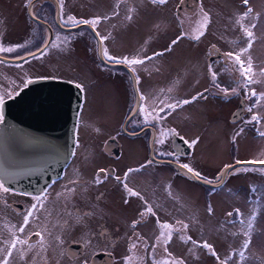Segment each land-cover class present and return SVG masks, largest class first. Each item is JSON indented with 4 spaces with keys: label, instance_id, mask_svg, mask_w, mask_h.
<instances>
[{
    "label": "rangeland",
    "instance_id": "1",
    "mask_svg": "<svg viewBox=\"0 0 264 264\" xmlns=\"http://www.w3.org/2000/svg\"><path fill=\"white\" fill-rule=\"evenodd\" d=\"M130 1H134L135 5L132 11L127 8L128 0L121 10L116 7L115 0H75L73 6L77 17H107V23H101L100 29L105 30L102 32L107 36V52L111 56L139 59L143 56L141 50L137 51V48H150L149 50L153 51L171 42L170 53L143 68L149 102L155 104L156 101L164 100L165 103H173L181 95L186 96L183 100L192 101L168 114L166 121L181 127L189 138L199 135L194 152L187 158L185 164L199 171L204 179L217 183L220 181L218 177L222 176L226 168L231 166L236 168L230 172L226 183L219 188H208L180 177H177L174 183L169 182L167 167H162L156 173L148 172L140 176L131 174L130 182L147 186L148 197L157 202L156 206L163 216L171 220L180 218L188 227L184 229L183 224L180 229L174 226L171 240L165 242L161 239L157 245L160 233L164 231L167 234V230L155 226L154 232H148L149 238L144 237L143 241L139 242L137 252L139 254L133 259L134 262L126 256L131 254L124 248L127 242L121 241L117 247L115 263L124 264L129 260V264H153L155 260L157 264H161L168 259L172 262L182 261V264L225 262L240 264L238 252L243 250L244 241L248 239L244 235L246 229L242 230L240 220L243 219L247 223L249 218L255 216L251 243L246 250L243 264H264V165L235 166L238 164L237 161L247 163L264 160V136L259 135V132L264 131V99L260 98V94L264 93V75H261V69H264V0H249L248 5H245L243 0H200V6L191 13L192 15L185 14L180 19L176 18L175 13L180 0H168L164 5H154L143 0ZM69 6L72 7L71 3ZM201 6L210 17L206 29L203 27ZM249 7L253 12L243 19L242 23L256 24L252 29L255 39L251 49L241 58L246 60L251 57L253 71L256 73L254 79L257 83L246 87L247 82L240 75L238 65L225 53H236L247 47V38L237 20ZM129 15L132 16L131 20L127 19ZM8 25L9 23L5 21L1 27L11 28V42L19 40L21 33L18 29L23 23L16 17L15 11ZM200 31H203V35L196 39ZM174 40L177 43L173 44ZM212 46L221 51L229 59V63L221 62L218 65L219 81L218 89H215L217 94L211 98L205 93V87L211 82L207 74L210 70L208 59ZM66 51L48 50L43 55L28 59L19 67L26 71V77L22 79L32 81L34 78L43 77L66 79L80 84L85 91V101L78 125L77 154L68 167L64 180L57 185H67L71 179H84L90 181L91 185H99L91 182L92 176L96 175L98 169L115 163L103 152L104 143L111 137H117L124 144L123 158L115 163L118 169L142 167L146 161L143 144L118 131L121 121H124L127 114L129 101L127 96L130 95L126 93L122 79L115 77L119 73L122 75L121 71L97 63L95 59L98 46L94 42L90 43L88 49L77 47ZM25 52L29 54L34 51L29 49ZM215 56L217 57L216 54ZM14 68L15 66L12 67V71H15ZM137 70L139 71V67ZM110 72L116 74L108 78L106 74ZM16 76L18 77L17 74H12V80L20 82ZM201 76L203 83L199 81ZM170 88L171 92L168 91ZM201 88H205L204 96L192 100L193 93ZM222 89H227V92ZM251 89L255 90L256 96L251 94ZM242 103L244 115L232 123L231 117ZM249 108L252 110L249 111ZM253 115L258 117L260 123L251 121ZM116 141L111 144L116 146ZM114 152L116 154L117 148H114ZM151 168L155 166L146 169ZM169 184L171 191L166 189V185L170 186ZM73 187L79 191H86L89 186L75 184ZM253 188L256 189L255 192L252 191ZM56 200L58 198L54 200V207L60 209ZM209 205L212 208L211 215L208 212ZM49 209L46 208L45 213L40 214L41 222L49 220L48 213L46 214ZM236 209L240 211L239 217ZM103 210L117 221L125 223L124 226L128 227V230L126 233L123 232L124 237L130 233L126 220L121 218L120 214L128 215L132 208L129 209L128 206L121 208L117 201H113ZM229 212L233 215L229 216ZM54 226L57 230V222ZM51 240L54 247L56 245L57 256L60 255L61 259L59 246L54 242L55 238L52 237ZM205 241L212 246L211 249L202 247ZM154 245L157 246L153 252ZM165 247L167 252L164 250ZM40 250L44 253L46 247ZM36 252L38 253L39 249L30 251L29 258H34ZM168 253H171V257ZM233 253L237 255L233 256ZM53 262L51 259L48 260V264ZM11 264L26 263L16 255ZM37 264L46 263L39 257Z\"/></svg>",
    "mask_w": 264,
    "mask_h": 264
},
{
    "label": "flooded vegetation",
    "instance_id": "2",
    "mask_svg": "<svg viewBox=\"0 0 264 264\" xmlns=\"http://www.w3.org/2000/svg\"><path fill=\"white\" fill-rule=\"evenodd\" d=\"M115 1L117 3L116 7L120 8L121 10V7H124L123 5H125L126 0ZM143 1H148L151 3V0ZM74 2L72 0H64L63 13H61L60 0H32V5L28 7L25 6L26 0H0V46L14 48L17 45L20 46L19 48H15V50L11 53H0V95H4L6 100L8 98V93H17L20 89L27 85V80L22 79V77H26V71L19 67H21L22 64L28 59L43 55L46 51L51 49H53L54 52H59L60 50H74L77 49V47H80V49H88L90 48V43L94 42L96 43V46H98V54L95 59L97 63L110 67L113 70L118 69L122 73V75L119 73L115 77H120V80L122 79V84L126 90V93L128 92L130 94L129 96L131 100L129 96H127V99L129 100L127 108L128 111L124 121H121L118 131L121 132L122 135H125L126 137L131 138L136 142L139 141L140 144H143V149L146 151V156L144 157V161L145 159L146 161L144 163L147 165L143 163V167H135V169H140L139 171H133L131 173H128V170L118 169L115 163L122 160L123 158L124 144H122L117 139V137H111L104 143L103 152L108 158L114 160L115 163L109 165L106 168H100L106 170L107 177H105V172H100V169H98L96 171V175L92 176L93 178L91 180V182H96L97 174L99 173V179L103 181L102 183L96 182L99 185H91L90 181L84 179H71L67 182V185L58 186L57 184L64 180L63 178L67 174L68 167L72 164V161L76 157L79 143V136L77 132V144L74 156L60 179L53 181L44 190L36 193L21 192L10 188L8 193H4L2 190H0V249H5L6 251L7 245L5 244V241H10L12 239L13 232H16V234L20 235L22 238H27L29 235H31V240L29 243L33 244L34 247L29 250L27 245L24 246L26 255L22 260L26 264H37V258L39 257L46 264H48L49 259L54 261L53 264H94L93 258L99 254L111 255L113 257L112 264H116L115 261L118 253L117 247L121 241L127 242V245L124 248L126 252L128 250L131 252V254L129 253L126 256L128 258L131 257L133 261V259L139 254H137L139 242L143 241L144 237L149 238L147 236L148 232H154L153 228L155 226L168 223L173 227L178 226L180 229L182 227L181 224H184L185 221L183 220L182 222L180 218L171 220L169 217L167 218L163 216L156 206L157 202L154 199L152 200L150 197H148L146 192L147 186H141L140 183L135 185L130 182L131 174H137V176H140L148 172L156 173L157 171H160L162 167H167L169 171L167 180L169 182L174 183L176 182V178L180 177L199 183L192 177L188 176L180 167V165L185 164L187 158L193 154L199 135L189 138L187 134L182 131L181 127L167 122L166 119L168 114L159 111V109L165 107L168 102L161 103L162 100H159L158 102L156 101L155 104H151L149 102V93L145 88L146 75H144L143 68L146 65H149L150 62H154L163 55L170 53L171 51H168V49H172L171 42L165 45L163 48H158L153 51H150V48H137V51L141 50L142 52L143 57L139 58L144 59V63L142 64L128 66L123 63H114L108 61L104 55L103 58L100 56L98 41V38L101 39L102 37H107L105 33L102 32V30H105L100 29L101 23L106 24L107 19H102L95 29L84 24L78 26L72 25L70 23L66 24L64 20H66L67 16L70 15L75 16L77 19L94 18L91 16L77 17L73 6ZM70 3L72 6L71 8L69 6ZM199 6L200 0H180L175 11L176 18L180 19L185 14L192 15L191 13H194ZM134 7V1L128 0L127 8L129 11H132ZM16 8H18V10ZM12 10L16 12V17L20 20V22L23 23V25L18 29L19 33H21L18 38L19 40L11 42V28H2L1 24L6 21L10 25V18L13 16ZM33 13L39 16L40 20L34 19ZM62 16L64 19L61 18ZM97 33H99V35H97ZM57 37H59V39H57ZM44 43L49 44V48L41 53L39 49L43 48ZM101 43L103 54V50L107 49L108 46L107 39L101 41ZM52 44H56L58 47H51ZM214 47L215 46L211 47V56L208 59L210 70L207 74V78L209 77L211 82L210 84L207 83L205 87L206 92L205 88H201L193 93V97L204 96V92L209 97L217 94L215 93V89H218V65L221 62L228 64L229 59L223 55V57L216 58V60H214L216 57ZM29 49H32L35 53H37L36 56H31L28 54V52H25ZM155 53H163V55L155 56ZM149 56L154 58L151 60L145 59ZM13 66H15V71H12ZM214 66H216V68ZM138 67L139 71L137 70ZM112 72L106 74V76L110 78L116 74ZM213 72L216 73L215 81H213L212 78ZM12 74H17L18 77H16L20 82L13 81ZM175 79L171 80L175 81ZM199 81L203 83L202 76ZM201 93L203 95H200ZM141 95L144 97L143 102H141L140 99ZM185 97L186 96L181 95L173 103L176 101H182ZM84 101L85 91L82 107L84 105ZM141 104L143 105V108L147 109L148 111L155 109L153 115L158 114L164 118L157 121L153 120L150 116L148 118V122L146 123L144 120V113L140 111ZM184 106L185 105L177 107L175 110L181 109ZM244 111L245 110L242 107L241 116L244 115ZM171 129H174L177 133H179V135L169 134L165 136L164 133L169 132ZM181 137H183V139H181ZM111 139L117 140L115 146V148H117L116 154L115 152L111 154L112 152L109 150V145L107 142ZM161 140L164 141L163 144L160 143ZM185 141L188 143H185ZM193 141H196V143L189 147V143ZM161 151L171 152L173 155L161 156L159 154ZM149 161H152V163L149 164ZM152 165L155 166V168L146 169ZM233 169L235 168H232L228 171L224 184L226 183V180ZM163 171L166 170L163 169ZM126 173H128L126 178L128 186L134 191L138 192L140 194L139 196H131L125 190L123 184L116 179V177H120L121 180H124ZM201 178L205 180V177L201 176ZM218 180L221 181L222 176L218 177ZM73 181H75V184L77 185L83 184V186L85 185L89 187L86 189V191L76 190L75 192H70L68 190L73 188L75 185ZM212 183L214 182L212 181ZM200 184L205 186L202 183ZM166 187V189L171 191V185H166ZM154 188L155 187H152V189ZM36 196H40L44 202V207L39 210L37 215L40 216L42 212L45 213V209L49 207V211L46 212V214L48 213L49 220L41 222L39 219L30 218L29 224L25 228V232L22 234L18 233L17 230L23 224L25 215L29 210H31L32 205L36 203V200L34 199ZM55 198H58L56 201H58L60 209H56L54 207L53 203L55 202ZM113 201H117V203H119V207L121 208L123 206H128L129 209L132 208L128 215L120 214L121 218L126 220L130 230V233L128 232L125 237L123 236V232L126 233L128 230V227L124 226L125 223L117 221L110 215V213L103 210L104 208L110 206ZM145 202H147V204L153 208V211L156 213L155 216L145 211ZM141 212H145V215L141 216ZM85 213H90V215H84ZM80 217L82 218L80 219V222L77 223V219ZM65 221H67L70 227L62 229L61 225ZM177 221H181L182 223L178 224ZM55 222H57L58 225L57 230L54 228ZM134 222H138L136 223L135 228H133ZM45 226H47L48 230L51 232L50 236L48 232L42 231ZM36 231H42V234L45 236L47 241L46 251L44 253H42L40 250L42 246L39 238L34 235ZM57 235H59L64 241L62 245H60L57 241H54L59 246L62 256L61 259L59 257L60 255L57 256L56 245L54 247L51 240L52 237L55 238ZM96 242L100 243L96 244ZM133 244L136 245L135 248L132 247ZM37 249H39V252H36V256H34V258H29L28 255L30 251ZM4 254L5 253L0 252V259L4 258ZM16 255H19V253L14 250L13 256L9 258V264H11ZM128 261H126L124 264H129Z\"/></svg>",
    "mask_w": 264,
    "mask_h": 264
},
{
    "label": "water",
    "instance_id": "3",
    "mask_svg": "<svg viewBox=\"0 0 264 264\" xmlns=\"http://www.w3.org/2000/svg\"><path fill=\"white\" fill-rule=\"evenodd\" d=\"M98 41L103 58L101 39L98 38ZM214 49L215 58L224 55L216 47ZM76 85L66 79L38 78L20 89L17 95L5 100V123L0 125V178H7L5 186L36 193L63 176L75 153L84 100L83 89ZM242 107L243 103L232 115V122L242 115ZM115 141L111 139L107 142L110 152H114L115 146L111 143ZM246 164L249 163L235 166ZM252 164L264 165L259 162ZM231 167L224 170L219 183L211 184L182 169L195 181L218 188L224 184ZM101 260L104 264L113 263L111 255L99 254L93 258L94 264H102Z\"/></svg>",
    "mask_w": 264,
    "mask_h": 264
},
{
    "label": "snow or ice",
    "instance_id": "4",
    "mask_svg": "<svg viewBox=\"0 0 264 264\" xmlns=\"http://www.w3.org/2000/svg\"><path fill=\"white\" fill-rule=\"evenodd\" d=\"M167 2H168V0H151V3L154 4V5H157V4L158 5H164ZM243 2H244L245 5H248L249 0H243ZM63 4H64V0H60L61 13H63ZM30 5H32V0H26V5L25 6L28 7ZM252 12H253L252 8H250V7L247 8V11L244 12L241 15V18L239 20H237V23L240 24V28H241L242 32L244 33L245 37L247 38V41H248L247 42V47L241 48L240 51L236 52V53H233V52L225 53L226 56H228L230 58H233L234 63L236 65H238V70L240 72V75L247 82V84L245 85L246 87H247V85H251V84L257 83V81L254 79V76L256 75V73L253 71V65H252L251 57H248L246 60L241 58L244 55V53L248 52L251 49L252 43H253V41L255 39L252 29H254L256 27V24L252 23L250 25H245L244 23H242V20L247 18ZM201 13H202L203 19H204L203 27L206 29L207 23L210 21V17H209L208 12L205 11L202 6H201ZM115 14H118V13H114V15ZM33 18L36 19V20H40V17L37 16L35 13H33ZM61 18L64 19L63 16ZM102 19H107V17H103V18L102 17H94L92 19H77L75 16H71L70 15V16H67V18H66V20H64V22L66 24L70 23L72 25H77V26L81 25V24L89 25L90 27L95 29L96 26L101 22ZM127 19L131 20L132 16L129 15L127 17ZM97 35H99V33H97ZM201 35H203V31H200L199 34L195 38L199 39ZM57 39H59V37H57ZM105 39H107V37H102L101 41H103ZM172 43L175 44V43H177V41L174 40ZM19 47H20L19 45L15 46V48H19ZM51 47H58V45L52 44ZM15 48L14 47H3V46H0V53H11V52H13L15 50ZM48 48H49V44L44 43L43 48H41L39 50L41 51V53H43ZM168 50L170 51L171 49L169 48ZM29 55L36 56V53L35 52H31V53H29ZM103 55L107 58L108 61H111V62H114V63H123V64L128 65V66L138 65V64L144 63V59H138V58H131L130 59L128 57L119 58V57L111 56V55L108 54L107 49L103 50ZM154 55L155 56H161V55H163V53H155ZM153 58L154 57L149 56V57H146L145 59L151 60ZM261 75H264V69H261ZM212 78H213V81H215L216 73H214V72L212 73ZM32 82L33 81L31 79H28L26 81V84H31ZM76 86L78 88L81 87L80 84H77ZM168 91L171 92L172 89L170 88V89H168ZM222 91L227 92V89H222ZM233 91H235V89H233ZM17 94L18 93L10 92L7 95H8V98H12L13 96H15ZM251 94L253 96L257 95V93L255 92L254 89H251ZM200 95H203V94L201 93ZM197 98L198 97H193L192 100H195ZM260 98L264 99V93L260 94ZM140 99H141V102H143L144 97L141 95ZM165 99H167V97ZM191 102H192L191 100L184 99L182 101H176L175 103H167L165 105V107L160 108L159 111L165 112L166 114H170V112L174 111L177 107H180V106H183V105H187V104H189ZM161 103H164V101H161ZM4 105H5V96L4 95H0V125H3L5 123V119H4ZM251 110L252 109L249 108V111H251ZM140 111H142L144 113V120H145L146 123L148 122V118L150 116L152 117L153 120H157V121L164 118V117L159 116L158 114L153 115V113L155 112V109H153L152 111H148L147 109L143 108L142 104H141ZM251 121H256L257 123H260V120L258 119V117L256 115L252 116ZM251 121H249V122H251ZM241 131H243V129H241ZM169 134H171V135H179V133H177L174 129H171V130H169V132H165L164 133L165 136H167ZM237 135H239V133H237ZM259 135L260 136H264V131L259 132ZM181 139H183V137H181ZM233 140L235 141V137L233 138ZM160 143L163 144L164 141L161 140ZM185 143H188V142L185 141ZM194 143H196V141H193V142L189 143V147H191L192 144H194ZM159 154L161 156H164V155L171 156V155H173V153H171V152H164V151H161ZM148 163L151 164L152 161H149ZM237 163H240V161H237ZM247 163L252 164V163H257V161H248ZM259 163L264 164V160L259 161ZM180 167L183 168V169H186L189 173L192 174L193 177L201 178V173L199 171L193 170L188 164L180 165ZM139 170L140 169H129L128 173H131L133 171H139ZM100 172H105V177H107L106 170L100 169ZM128 173L125 174V179L124 180H121L120 177H116V179L123 184V187L125 188V190L131 196H139L140 194L138 192L134 191L132 188H130L128 186L127 182H126V178H127ZM6 180H7L6 177L5 178H0V190H2L4 193H8L9 190H10L7 186H5ZM96 182L97 183H102L103 182V181H101L99 179V173L97 174ZM204 182L207 183V184H211L212 183V181L208 180V179H205ZM73 183L75 184L76 182L73 181ZM68 191L75 192L76 189L73 187V188L69 189ZM252 191L255 192L256 189L253 188ZM34 199L36 200V203L32 205L31 210H29L27 212V214L25 215L23 224L17 230L18 233L22 234V233L25 232V228L28 226L30 218L31 219H39V216L37 215V213L39 212L40 209H42L44 207V202H43V200H42V198L40 196H36V197H34ZM125 202H127V201H125ZM145 211L147 213H151L153 216L156 215V213L153 211V208L150 205H148L147 202H145ZM208 212H209L210 215L212 214V208H211L210 205L208 207ZM236 214H237L238 217L240 216L239 209H236ZM69 215H71V214H69ZM84 215H90V213H85ZM140 215L144 216L145 212H141ZM228 215L232 216L233 213L229 212ZM81 218L82 217L77 219V223L80 222ZM254 220H255V216H252L251 218H249L247 220V223H245V220H243V219L240 220V224L242 225V230L246 229V230H244V235L246 237H248V239H246L244 241L243 250L238 252V259L240 261V264H243V261L245 259L246 250L248 249L249 244L251 243V238L250 237H251V233H252V229H253V221ZM136 223H138V222H134L133 223V228H135ZM177 223L179 224V223H182V222L181 221H177ZM68 227H70V225H68L67 221H65L61 225L62 229L63 228H68ZM160 227L162 229H164V230H167V234H165L164 231H162L160 233V236L157 238V245L159 244V241L161 239H163L165 242H167V241H170L171 237H172V229H173L172 225H170L168 223H164V224H161ZM187 227H188L187 224H183V228L184 229H187ZM42 231L43 232H48L49 236L51 235V232L48 230L47 226H45ZM42 231H36L34 233V235L39 238V240L41 242L42 250H43L46 247V245H47V241L45 239V236L42 234ZM188 239L190 240L191 237H189ZM30 240H31V235H29L27 238H22L20 235H17L16 232H13L12 233V239L10 241H5V244L7 245L6 251H5V249H0V252L5 253L4 254V258L0 259V264H9V258H11L13 256V251L14 250L17 251L19 253V255H20V258L23 259L24 256L26 255V251H25L24 246L27 245V248L29 250L34 247L33 244L29 243ZM55 240L60 245H62L64 243V241L60 238L59 235H57L55 237ZM157 245L153 246V252L155 251V247ZM18 246H20V247H18ZM146 246L147 245L145 244V247ZM132 247L135 248L136 245L133 244ZM202 247L205 248V249H211L212 248V246L207 241H205L203 243ZM164 250H165V252H167V248L166 247H165ZM213 255H215L214 252H213ZM232 255L236 256L237 253H233ZM168 256L171 257V253H168ZM129 259H131V257ZM217 259H219V257H217ZM153 264H157V262L154 260ZM161 264H182V261L181 262H172V261H170L168 259H165L164 261L161 262ZM225 264H227V262H225Z\"/></svg>",
    "mask_w": 264,
    "mask_h": 264
},
{
    "label": "bare ground",
    "instance_id": "5",
    "mask_svg": "<svg viewBox=\"0 0 264 264\" xmlns=\"http://www.w3.org/2000/svg\"><path fill=\"white\" fill-rule=\"evenodd\" d=\"M223 57V56H222ZM187 233L189 234V231L187 230ZM101 263L104 264V260H101Z\"/></svg>",
    "mask_w": 264,
    "mask_h": 264
}]
</instances>
